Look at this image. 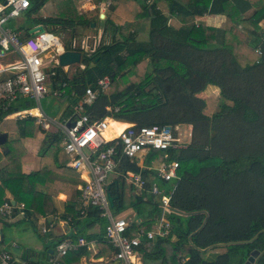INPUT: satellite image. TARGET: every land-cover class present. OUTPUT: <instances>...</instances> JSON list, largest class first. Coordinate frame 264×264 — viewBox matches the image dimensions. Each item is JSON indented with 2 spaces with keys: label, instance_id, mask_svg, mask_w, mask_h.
Listing matches in <instances>:
<instances>
[{
  "label": "trees",
  "instance_id": "trees-1",
  "mask_svg": "<svg viewBox=\"0 0 264 264\" xmlns=\"http://www.w3.org/2000/svg\"><path fill=\"white\" fill-rule=\"evenodd\" d=\"M226 1L190 0L183 4L167 0L169 14L178 15L182 22L177 29L169 25V14L157 8L156 0H111L101 19L104 41L102 38L94 53L82 57L83 68L71 75L57 69L52 85L65 84L64 93L59 98L45 99L51 104L65 102L60 117L66 118L90 87L97 89L96 98L83 105V113L91 120L109 117L139 126L192 125V139L187 146L150 151L144 159L150 168L162 162L179 163L178 177L172 179L174 187L167 191L170 207L184 215L166 214L170 224L167 236L143 238L134 249L141 264H245L253 251L259 252L255 264H264V189H254V184H264V39L258 34L247 41L246 50H234L224 45L223 29L193 24L194 16L205 13L208 6L209 13H222ZM47 5H54L55 13L40 16ZM120 7L130 10L123 14L118 11ZM260 11L263 13L256 23L264 17V7ZM20 22L26 31L35 25L59 34L68 31L66 49L78 28L96 25V19L78 13L73 0H30ZM211 36L222 42L220 47L208 45ZM255 49L260 53L256 54ZM144 57L149 58L146 64ZM165 60L169 61L167 65L160 62ZM103 77L109 79L105 90L97 87L98 79ZM6 78V74H0V82ZM208 85L220 90L210 115L204 110L212 99L197 96ZM33 107L32 100L19 99L0 110V132L13 130L29 136L27 131L34 118L15 121L5 116L14 109ZM55 112L53 108L45 109L52 117ZM60 144L61 133H46L38 151L41 167L25 174L21 172L20 158L6 141L4 150H0V161L6 162L0 167V204L9 192L12 201L23 203L24 208L15 210L10 218L0 216V220L16 224V220L45 217L52 208L45 206V195L38 187L45 191L52 188L67 195L65 215L71 216L72 224L83 218L86 226L100 225L97 258L113 255L114 250L104 238L106 221L99 216V209L88 207L84 215L80 214L81 208L77 209L81 195L77 186L83 182L76 173L58 164ZM187 162L190 163L184 166ZM122 170L139 173L145 179L140 195L132 197V203L144 197L152 206L150 216L139 223L129 222L126 234L134 236L139 228L150 230V223L161 213L159 196L150 192L156 172L138 166L137 159L131 163L125 160ZM119 183L122 182L115 185ZM241 185L247 189H239ZM117 193L114 209H120L123 201L122 189ZM61 240L59 237L52 241L54 247ZM216 246H223L224 252L210 250ZM49 249L53 248L47 247L48 256ZM86 253L85 247L73 251L77 263Z\"/></svg>",
  "mask_w": 264,
  "mask_h": 264
},
{
  "label": "built area",
  "instance_id": "built-area-1",
  "mask_svg": "<svg viewBox=\"0 0 264 264\" xmlns=\"http://www.w3.org/2000/svg\"><path fill=\"white\" fill-rule=\"evenodd\" d=\"M90 1L92 3L89 10L92 14H96L105 4ZM29 7L30 0H0V74L7 75L0 82V110H6L19 99L34 102L35 107L14 109L5 119L21 120L31 117L43 130L56 129L61 133L60 146L68 160L66 165L77 171L83 182L79 187L82 204L80 214L84 215L88 207L99 209V216L106 221L104 238L114 250V264H140L134 249L140 245L141 238L165 237L169 232L166 214L171 212L170 196L167 189H160L153 182L150 192L159 196L158 206L161 209L160 215L155 219V226L146 232L139 228L134 236H128L126 231L129 222L120 214H113L107 201L106 191L110 184L108 177L114 176L115 180L141 191L145 179L139 173L123 171L124 161L131 163L154 150L184 148L188 143L180 135L182 124L139 126L131 123L115 134L114 127L109 126V117L91 120L83 113V105L96 98L97 89L90 87L85 89L84 97L72 107L71 116L56 119L47 115L43 109V100L47 97L59 98L64 93L65 84L57 82V87L52 85L56 70H67L65 67H68L59 65V54L69 50L80 52L82 57L89 55L99 47L100 40L93 37L92 43H89V38H73L69 49H66L55 31L44 29L42 33L28 35L26 29L21 28L20 21ZM33 17L35 16H30ZM108 85L107 77L97 81V87L101 90L107 89ZM68 123H73V126ZM191 135L192 129L189 137ZM178 167L177 161L162 162L156 170V179L168 182L177 178ZM23 208V203L17 204L4 199L0 204V216L10 218L15 210L21 211ZM41 232L44 234L47 230L43 228ZM86 244L84 238L59 241L48 264H60L61 258ZM0 264L26 263L17 260L9 251L0 249Z\"/></svg>",
  "mask_w": 264,
  "mask_h": 264
},
{
  "label": "crops",
  "instance_id": "crops-1",
  "mask_svg": "<svg viewBox=\"0 0 264 264\" xmlns=\"http://www.w3.org/2000/svg\"><path fill=\"white\" fill-rule=\"evenodd\" d=\"M94 2L104 4L101 9H98L100 11V15H104L108 9L109 1L103 0V1H97L93 0ZM155 0H148V2H152ZM157 1V8L165 15H168L170 13V9L168 7L167 0H156ZM170 1V0H169ZM179 1L183 4H187L190 2V0H176ZM91 1L90 0H76V4L80 5L81 11L87 13L86 15H94L90 12L89 7L91 6ZM105 6V7H104ZM104 7V8H103ZM264 7V0H227L223 4L224 11L222 13H216L212 14L209 13V6L207 8V11L203 13L202 15H196L193 18V24L196 27H204V28H211V29H223L225 31L224 33V45L232 47L234 50L241 49V50H246L247 48H244L247 46V41H251L256 37L258 34L263 36L264 39V17L259 20L257 23L255 22V19L263 13V11H260ZM130 9L125 7H120L118 11L121 13L125 14L126 11H129ZM169 25H171L174 28H181L182 27V22L180 21L178 15L176 14H169ZM101 19V18H100ZM85 39L88 38V36L84 37ZM100 41L102 40V35L98 36ZM62 41V40H61ZM101 43V42H100ZM221 41L217 42L215 41L214 37H209L208 38V45L209 46H216L220 47L221 46ZM255 53L259 54L258 50L255 49ZM251 60L254 58V55L251 54L250 56ZM220 90L218 87L213 86V85H208L205 87V89L200 92L197 96L202 99H207L211 98V101H218ZM210 103V101H209ZM208 103V104H209ZM56 103H54L55 105ZM58 104V103H57ZM62 104V103H60ZM215 104V105H216ZM63 107L59 110L55 106H52L54 109L55 115L53 116L54 118L57 119L60 118L62 111L65 108V104H62ZM47 105H43V109L45 111ZM215 107V106H214ZM214 109V108H213ZM212 113V112H211ZM211 113L206 112L207 115H210ZM10 120H15V119H10ZM16 121V120H15ZM111 121H113L111 119ZM117 123H126V122H118V121H113ZM129 125V123H126ZM34 127L32 126L30 130H28L29 136L35 135L36 133H41L42 134V141L45 138L46 133H56L58 131H55L56 129H53V131H45L43 130L38 124L34 122ZM185 125V126H183ZM37 128V131L35 129ZM181 131L180 135L181 138L184 139L188 144L190 143V137L189 133L191 132V129H193L192 125L182 123L181 126ZM188 129V131H184L183 129ZM45 131V132H43ZM7 134V142L9 147L13 149V151L18 155L20 158V167H21V172L27 174L32 171H37L41 167V157L38 154L39 148L42 144V141L39 145V148L36 150L33 149L34 153L33 155L27 154V151L24 148V143H23V137H29L20 134L19 132L9 130L5 131ZM187 144V145H188ZM0 150H4V146H0ZM61 150L57 154V162L59 165L64 166L65 169L71 170V172L76 173L79 176V173L71 168H69L66 163H67V158L63 152V157H61ZM148 153L142 155L137 159V164L140 167H145L147 169H154L155 172L159 165L157 167H148L144 164V159ZM27 155V157H26ZM5 160L0 161V167L5 164ZM161 163V162H160ZM156 174V173H155ZM114 178L116 177H111L110 180V190L112 189V194H118L117 191L118 189H123L122 186L124 184L128 185L127 183H119V185H115L118 180H115ZM80 179V177H79ZM176 179V178H175ZM81 180V179H80ZM154 182L158 185L159 188L161 189H173L174 185H172V180L168 182H163L162 180L154 179ZM82 184L78 185L77 188ZM172 185V186H171ZM112 186V187H111ZM130 187V192L135 193L136 196L140 195V192L138 189L128 185ZM39 191H42L45 200V206L52 208L51 212H49L45 217H31L30 219L28 218L25 221H17L16 224H5L0 220V249L9 251L17 260L24 261L26 264H48L49 257L54 251V244H52V241L57 240V238H62V239H72L74 240L75 238H84L87 241V244L81 247H85L87 253L83 256H81L78 260V263L76 261V256L72 252H69L68 255L65 257L61 258L60 264H114L112 261V256L113 255H108L105 257H98L97 254L99 252V247H98V239H99V234L101 233V227L98 224H95L93 226H86L85 223L83 222V218H80V222L77 224H72L71 223V216L70 215H65V201L67 198V195L64 193H61L57 190H54L52 188L48 189L45 191L43 187H38ZM5 198L10 199L11 201L13 200L10 193L6 192L5 193ZM143 201V200H142ZM141 202V201H140ZM79 207L81 208L82 204L79 199L78 202ZM122 216V214H120ZM132 221H137L140 222L142 221L141 219H131L130 222ZM28 225V227H27ZM155 226V220L150 223V229ZM8 228L10 231H14V237H11L12 241V246L14 250L12 249H7L5 248V234L3 229ZM23 228V231L26 232V236L20 237V239L17 237L19 236L18 231ZM33 230L37 233V236H41V240L39 241L35 236L30 235L28 233V229ZM45 228L47 230L46 233L42 234V229ZM40 230V231H39ZM82 234V235H81ZM51 246L53 249L48 250L49 251V256L47 254V247ZM80 247V248H81ZM76 251V250H75ZM141 264V262H139Z\"/></svg>",
  "mask_w": 264,
  "mask_h": 264
},
{
  "label": "rangeland",
  "instance_id": "rangeland-1",
  "mask_svg": "<svg viewBox=\"0 0 264 264\" xmlns=\"http://www.w3.org/2000/svg\"><path fill=\"white\" fill-rule=\"evenodd\" d=\"M73 1H74L75 9L78 11L79 14H85L86 15L88 13V12L85 13V12L79 10L80 9V7H79L80 5L76 4V0H73ZM108 1H109V3L111 2V0H107V2ZM55 10L56 9H55L54 5H47V6L42 8V10L39 12V15L40 16H48V13H55ZM98 13H100L99 10H98V12L96 14H94L92 16H90L89 14L86 15V16H88L90 18L96 19V25H94V27H89V28H84V29L83 28H78L76 30V36L74 38L79 39L81 37L84 38V37L88 36L89 43H92L91 38H93V37L98 38V36L101 33L103 41H104V32L105 31H104L103 25L101 24V19L100 20L97 19ZM15 21L19 22V20H15ZM58 35H59L60 39L62 40L63 44L70 40V33L68 31L61 32L60 34L58 33ZM148 61H149V58L148 57H144L143 64H146ZM160 62L163 63V64L165 63V65H167V63H169V61H167V60L160 61ZM65 68L67 70L61 69L62 72L67 74V75H71L77 68H83V65L74 64V65H69L68 67H65ZM125 71H128V69L125 70ZM43 103L45 105H47L46 108H49L51 110H52V106H55V105H56V107L59 110L63 107V105H62L63 103L62 104H60V103L57 104V102H54V103H56L54 105V103L53 104L46 103L45 99L43 100ZM64 104L66 105L65 102H64ZM215 104H216V101H210V103L205 108L204 112L205 113L206 112L211 113L213 108H214V106H215ZM57 119H58V117H57ZM129 124H131V123H129ZM33 127H34V125H33ZM183 130L184 131H188V129H185V128ZM35 131H37V128L35 129ZM49 131H53V129L52 130H47V132H49ZM192 134H193V129H192ZM42 137L43 136H42L41 133H36L35 135L29 136V137H23L24 148L27 151V154H30V155L34 154V153H32L33 149L36 150L37 148H39V145H40V143L42 141ZM190 139H192V135L190 136ZM190 142H191V140H190ZM63 155H64L63 152H61V157H63ZM26 157H27V155H26ZM189 163L190 162L184 163V166L189 164ZM108 180H111V176L108 177ZM254 181L258 182V181H256V179ZM255 182H252V183H255ZM260 182L257 185L254 184V186H255L254 189H264V184L262 185V183H260ZM171 183L173 185L174 184V180H172ZM236 186H238V185H236ZM122 188H123L122 189L123 201H122L121 208L120 209H114L113 208V210H112L113 214H116L118 211H121L119 214H122V216L125 218V220L127 222H130L131 219H136V220L137 219L138 220L139 219H144V217H147V216L151 215L152 206L149 203L144 201L145 200L144 197L142 199L143 201H141L139 203H132V197L136 196V194H135L136 192L135 193H133V192L131 193L130 192V187L128 185H126V184H124L122 186ZM239 189H247V187H242V185H241ZM27 227H28V225H27ZM3 231H4V234H5V244H4L5 248H7L9 250L10 249L14 250V248L12 246L13 244H12V241H11V237L12 236L14 237V234H16V233H14V231H10V229H8V228L7 229L4 228ZM27 231H28V233H30V235L35 236L39 241L41 240V236H37V233L35 231L33 232V230H31L30 228ZM18 234H19V236H17V237L20 239V237L22 238V236H26L27 233L23 231V228H21L18 231ZM210 250L213 251V252L221 253V252H224V247L223 246H221V247H219V246L217 247L216 246L214 248H210Z\"/></svg>",
  "mask_w": 264,
  "mask_h": 264
},
{
  "label": "water",
  "instance_id": "water-1",
  "mask_svg": "<svg viewBox=\"0 0 264 264\" xmlns=\"http://www.w3.org/2000/svg\"><path fill=\"white\" fill-rule=\"evenodd\" d=\"M100 18H104V15H100ZM94 23H91V27H94ZM44 27L42 25H37L34 27H31L27 30V34L28 35H34V34H38V33H42L44 32ZM81 59H82V55L80 52L78 51H63L62 53L59 54L58 56V61H59V65L60 66H69V65H74V64H80L81 63ZM69 126H73V123H68ZM7 141V134L5 132H0V146L3 147L4 144ZM106 198L107 201L109 203V206L111 208H113V202L114 200L119 198L118 194H112L111 190H110V186L107 187V191H106ZM14 202V201H12ZM170 211L173 213H176L178 215H184L183 212L178 211L174 208L170 207ZM206 219L203 221L201 227L205 224ZM141 241H143V238H141ZM259 255L258 251H253L250 253V255L248 256L245 264H255L256 258Z\"/></svg>",
  "mask_w": 264,
  "mask_h": 264
},
{
  "label": "bare ground",
  "instance_id": "bare-ground-1",
  "mask_svg": "<svg viewBox=\"0 0 264 264\" xmlns=\"http://www.w3.org/2000/svg\"><path fill=\"white\" fill-rule=\"evenodd\" d=\"M109 123H110L109 126L114 127V133L115 134L119 133L123 128H125L127 126L126 123H117V122H113V121H109Z\"/></svg>",
  "mask_w": 264,
  "mask_h": 264
}]
</instances>
